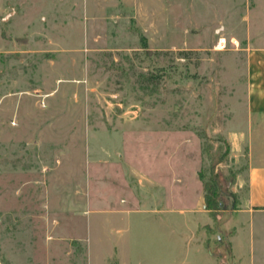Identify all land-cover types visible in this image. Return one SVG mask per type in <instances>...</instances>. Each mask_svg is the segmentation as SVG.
<instances>
[{
	"label": "rangeland",
	"instance_id": "obj_1",
	"mask_svg": "<svg viewBox=\"0 0 264 264\" xmlns=\"http://www.w3.org/2000/svg\"><path fill=\"white\" fill-rule=\"evenodd\" d=\"M262 20L264 0H0V264H264V212L239 213Z\"/></svg>",
	"mask_w": 264,
	"mask_h": 264
},
{
	"label": "crops",
	"instance_id": "obj_2",
	"mask_svg": "<svg viewBox=\"0 0 264 264\" xmlns=\"http://www.w3.org/2000/svg\"><path fill=\"white\" fill-rule=\"evenodd\" d=\"M264 21V20H262ZM258 25V26H257ZM254 25L258 33H262L264 23ZM259 43L246 44V90H245V109L248 140L243 143L247 150V167L245 176L247 188L242 198V206L239 213L264 212V43L257 39ZM140 193H144L143 182L138 179ZM146 192V191H145ZM174 222L171 223L173 226ZM188 225V224H186ZM188 227L192 239L197 241L195 236L196 222L193 221ZM191 227V228H190ZM203 245V243H201ZM205 246V245H203ZM117 247L114 246V251ZM126 264L125 261L115 254L107 260L111 263ZM178 259L171 257L170 264H178Z\"/></svg>",
	"mask_w": 264,
	"mask_h": 264
},
{
	"label": "trees",
	"instance_id": "obj_3",
	"mask_svg": "<svg viewBox=\"0 0 264 264\" xmlns=\"http://www.w3.org/2000/svg\"><path fill=\"white\" fill-rule=\"evenodd\" d=\"M205 196H204V203L205 209L209 212H213L216 209V199L219 195L218 190L215 185L205 184Z\"/></svg>",
	"mask_w": 264,
	"mask_h": 264
},
{
	"label": "built area",
	"instance_id": "obj_4",
	"mask_svg": "<svg viewBox=\"0 0 264 264\" xmlns=\"http://www.w3.org/2000/svg\"><path fill=\"white\" fill-rule=\"evenodd\" d=\"M234 44H236V43H234ZM214 48L216 50H218V51L226 50L227 49V40H226V38L223 37V36L218 37Z\"/></svg>",
	"mask_w": 264,
	"mask_h": 264
}]
</instances>
